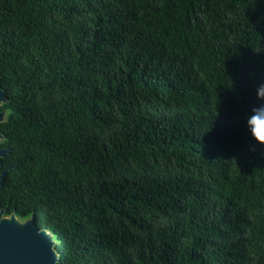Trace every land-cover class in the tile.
<instances>
[{
	"label": "trees",
	"instance_id": "1",
	"mask_svg": "<svg viewBox=\"0 0 264 264\" xmlns=\"http://www.w3.org/2000/svg\"><path fill=\"white\" fill-rule=\"evenodd\" d=\"M264 0H0V210L58 264H264Z\"/></svg>",
	"mask_w": 264,
	"mask_h": 264
},
{
	"label": "water",
	"instance_id": "2",
	"mask_svg": "<svg viewBox=\"0 0 264 264\" xmlns=\"http://www.w3.org/2000/svg\"><path fill=\"white\" fill-rule=\"evenodd\" d=\"M8 101L6 91L0 87V108ZM6 120V111L0 109V123ZM5 135L0 132V142ZM10 148L0 147V166ZM9 167L0 176V190L4 186ZM57 241L51 231L40 229L36 216L26 220L16 213L6 214L0 210V264H58L60 254L56 250Z\"/></svg>",
	"mask_w": 264,
	"mask_h": 264
},
{
	"label": "clouds",
	"instance_id": "3",
	"mask_svg": "<svg viewBox=\"0 0 264 264\" xmlns=\"http://www.w3.org/2000/svg\"><path fill=\"white\" fill-rule=\"evenodd\" d=\"M257 99H264V84L256 88ZM246 127L250 136L264 145V104H254L246 116Z\"/></svg>",
	"mask_w": 264,
	"mask_h": 264
}]
</instances>
